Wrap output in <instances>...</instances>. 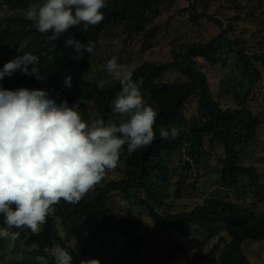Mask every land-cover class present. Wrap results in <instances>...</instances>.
Instances as JSON below:
<instances>
[{
    "label": "trees",
    "instance_id": "16d2710c",
    "mask_svg": "<svg viewBox=\"0 0 264 264\" xmlns=\"http://www.w3.org/2000/svg\"><path fill=\"white\" fill-rule=\"evenodd\" d=\"M180 1L190 3L191 8L196 3V0H106L107 6L101 9L104 18L99 24L89 26L83 32L82 23L51 40V32L40 33L34 22L24 17V11L35 0H0V9L15 12L0 20V69L9 60L30 52L39 58L36 66L41 77L38 80L35 76L16 71L10 77L5 76L0 85L10 90L24 87L48 91L52 98L58 97L57 102L66 99L69 106L76 105L85 122L98 118L105 121L112 119L119 126L126 118L114 115L113 107L121 86L103 90L99 80H89L99 40L111 27H125L129 37L140 34L149 17L157 15L162 5ZM213 22L221 28V34L210 43L185 45L181 52L174 54V60L169 64L145 63L131 71L133 80L143 81L141 93L145 103L157 112L154 125L156 138L150 146L138 148L132 154L128 153L127 145L123 146L118 165L124 178L119 181L101 180L103 182L75 205L63 199L53 205L55 215L46 218L39 234L30 233L26 237L35 250L26 251L11 264H57L52 254L57 246L72 254L71 247L59 233V225L69 238L74 235L81 238L80 243L84 245L80 249L81 260L98 259L100 264H162L150 257L147 251L156 254L158 247L154 245V240L157 232L164 230H171L181 237L189 236L196 230L209 242L217 240L210 252L194 257L187 264H250L243 246L247 242H264V214L256 213L253 207L219 198L207 199L191 212L172 214L173 204L169 202L170 198L179 199L182 195L179 190L173 195L174 172L168 162L185 151L191 160L199 164L207 140L218 142L223 148L219 174L225 187L238 188L244 179L249 181L250 188L259 191L263 187L257 171L241 163L247 148L258 137L260 120L244 106L224 109L213 96L211 84L199 69L197 59L214 66L221 61L222 52L228 48L234 50L233 46H236L235 59L244 76L259 80L262 75L241 48L243 41L229 40L233 26L227 29L223 22ZM156 35L157 29H152L145 33V40L149 43ZM69 37L83 44L93 42L92 53L84 51L82 58L73 59L77 53L74 45L66 46ZM28 68L31 70L32 65ZM170 72L181 75L187 81L163 83L162 80ZM69 75L72 78L70 88L64 84L65 77ZM235 91L233 80L221 82L220 95L232 96ZM191 99L196 100L197 110L195 115L188 117L185 108ZM86 102L96 104L99 117L90 115ZM161 126L181 131L175 138L169 131V137L164 139L159 136ZM186 166L190 167V163ZM111 170H106V173ZM114 194H121L147 212L157 232L131 218V213L128 218L118 219L109 204ZM3 221V214H0V228L5 226ZM117 240L122 242L120 248L116 246ZM6 244V237H0V260H4L2 255ZM186 251L182 243L169 246L164 264H174Z\"/></svg>",
    "mask_w": 264,
    "mask_h": 264
},
{
    "label": "clouds",
    "instance_id": "9594fccd",
    "mask_svg": "<svg viewBox=\"0 0 264 264\" xmlns=\"http://www.w3.org/2000/svg\"><path fill=\"white\" fill-rule=\"evenodd\" d=\"M106 6V0H35L24 17L40 33L51 32L49 39L55 40L73 26L83 23L86 32L99 24ZM73 45L77 53L73 59L82 58L84 51L92 53L95 47L91 41L83 44L69 37L66 46ZM38 59L29 52L9 60L0 69V81L16 71L41 80ZM106 67L120 77L113 114L126 119L119 126L112 119L85 122L66 99L57 102L58 97L52 98L48 91L0 85V214L5 225L0 237L17 238L26 230L39 234L46 218L55 215L53 205L61 199L79 203L106 170L117 167L123 146L132 154L154 142L157 112L142 97L143 81L133 80L131 71L121 75L116 54ZM71 79L65 77V86L71 87ZM169 131L175 138L181 129L161 126L159 136L167 139ZM55 257L57 264H72L71 254L64 249H58ZM80 264L100 261L84 259Z\"/></svg>",
    "mask_w": 264,
    "mask_h": 264
},
{
    "label": "rangeland",
    "instance_id": "374dc122",
    "mask_svg": "<svg viewBox=\"0 0 264 264\" xmlns=\"http://www.w3.org/2000/svg\"><path fill=\"white\" fill-rule=\"evenodd\" d=\"M14 14V11L6 8L0 9V20ZM214 20L223 22L227 29L233 26L234 31L229 33V40L243 41L241 48L253 60V64L257 66L262 75L259 80L244 76L235 59L236 46H233L234 50L228 48L226 52H222L221 61L214 66L202 59H197L199 69L206 74L211 84L213 96L224 109H238L244 106L260 120L261 127L258 137L247 148L241 163L257 171L263 187L259 191L253 187L250 188L247 179H244L238 188L225 187L219 174L221 169L219 159L224 153L223 148L218 142L211 143L207 140L204 155L199 164L191 160L185 151L177 154L168 162L174 172L173 195L178 190L182 195L179 199L170 198L169 202L173 204L171 213L191 212L203 205L207 199L219 198L245 207H253L256 213L262 215L264 214V0H196L193 8L190 7V3L180 1L173 5H162L157 15L149 17L147 24L143 27L144 31L140 34L129 37V31L125 27L108 28L96 47V57L92 64L93 72L89 75V80H99L98 84L103 90L121 86L120 77L115 73H109L106 67L107 61L113 54L118 55V63L122 66L121 75L145 63L169 64L173 62L174 54L183 50V46L205 45L215 40L221 34V28L213 22ZM152 29H157V35L147 43L144 35ZM229 79L233 80L236 85V91L232 96L220 95L221 82ZM186 81V78L175 72L168 73L162 80L163 83H184ZM86 105L90 115L99 117L94 102H86ZM73 106L78 111V107ZM196 110V100L191 99L186 105L185 114L192 117L196 114ZM188 162L190 167L186 166ZM119 168L120 166L117 165L116 168L107 172L102 180L119 181L123 179L124 174L119 171ZM109 204L118 219L128 218L131 213V218L141 221L157 232L147 212L126 200L121 194H114L109 199ZM30 233L31 231L26 230L17 238L11 235L6 237V249L2 255L4 260H0V264H11L20 259L26 251L35 250V246L28 243L26 239ZM59 233L73 251L72 264H80V249L84 246L80 243L81 238L76 235L69 238L61 230L60 225ZM216 241L209 242L205 235L196 230L186 237L178 236L171 230H164L161 233L157 232L154 240V245L158 247L156 254L150 253L149 250L147 254L164 264L169 246L182 243L187 251L174 264H187L194 257L210 252ZM116 242V246L120 248L122 242L119 240ZM58 249L63 248L57 246L52 254L55 255ZM243 251L250 264H264V242H247L243 246ZM199 264H209V262Z\"/></svg>",
    "mask_w": 264,
    "mask_h": 264
}]
</instances>
